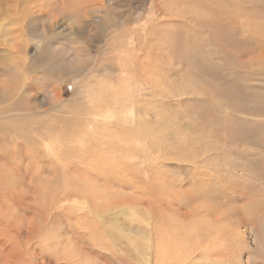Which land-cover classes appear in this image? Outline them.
Here are the masks:
<instances>
[{"label":"rangeland","instance_id":"rangeland-1","mask_svg":"<svg viewBox=\"0 0 264 264\" xmlns=\"http://www.w3.org/2000/svg\"><path fill=\"white\" fill-rule=\"evenodd\" d=\"M12 103L0 264H264V0H0Z\"/></svg>","mask_w":264,"mask_h":264},{"label":"bare ground","instance_id":"bare-ground-1","mask_svg":"<svg viewBox=\"0 0 264 264\" xmlns=\"http://www.w3.org/2000/svg\"><path fill=\"white\" fill-rule=\"evenodd\" d=\"M23 40V39H22ZM13 61H16L14 58H11ZM10 59V60H11ZM9 64H10V62H9ZM29 65H30V63H29ZM29 68V67H28ZM8 69H11V67H9ZM10 74V73H9ZM59 75V74H58ZM57 75V76H58ZM22 76V75H21ZM28 78V77H27ZM15 81V80H14ZM21 82L22 81H19V82H17V83H15L14 84V87H16L17 86V88H20L21 90H24V88H23V84L21 85ZM25 82V81H24ZM28 82V81H27ZM23 83V82H22ZM28 85V84H27ZM8 88V87H7ZM12 90V89H11ZM7 92H14V90H12V91H7ZM52 92H54L51 96H50V99H49V105L51 106V105H53V104H56L59 100H58V93L56 92V90H53ZM85 92V91H84ZM19 93V92H18ZM5 94V96L7 97V98H9L10 96H11V94L10 93H4ZM13 95V97H15V96H17L18 94H12ZM8 100H10V98L8 99ZM11 102V101H10ZM15 102V101H14ZM60 102V101H59ZM25 107V106H24ZM51 108L52 109H54L55 108V106H51ZM9 109H11L12 110V112H13V114L11 115V116H4V117H2V118H0V126H2L6 121H8V120H11V119H14V122H17V121H19V120H16L18 117L19 118H22V119H27L26 118V112H24L23 110H20V109H18L17 108V105L16 104H14V103H12V104H9ZM50 112V111H49ZM54 112V111H53ZM11 113V112H10ZM21 119V120H22ZM17 127L16 126H14L13 127V129H16ZM42 130V129H41ZM47 131H48V129H44L43 128V134H47ZM13 132V131H12ZM40 133V132H39ZM17 134V133H16ZM27 135V134H26ZM4 144V143H3ZM2 144V145H3ZM52 165V164H51ZM20 175V174H19ZM45 206V205H44ZM38 210V209H37ZM36 210V211H37ZM34 211V210H33ZM38 212V211H37ZM47 226V225H46ZM34 234V233H33ZM26 247V246H25ZM24 247V248H25ZM27 249V248H26ZM27 251V250H26ZM25 251V252H26ZM24 252V251H23ZM18 253H19V251H18ZM17 254V253H16ZM25 254V253H24ZM23 254V255H24ZM14 256H16V255H14ZM30 256V255H29ZM27 257V256H26ZM15 258V257H14ZM11 259V258H10ZM16 259V258H15ZM19 259V258H18ZM27 259V258H26ZM12 260H13V257H12ZM8 261V260H7ZM15 261V260H14ZM30 262V261H29ZM8 263H12L11 261H9ZM17 263H18V261H17Z\"/></svg>","mask_w":264,"mask_h":264}]
</instances>
